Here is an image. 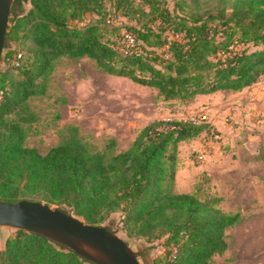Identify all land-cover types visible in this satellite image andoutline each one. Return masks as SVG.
<instances>
[{
    "label": "trees",
    "instance_id": "1",
    "mask_svg": "<svg viewBox=\"0 0 264 264\" xmlns=\"http://www.w3.org/2000/svg\"><path fill=\"white\" fill-rule=\"evenodd\" d=\"M173 3L172 10L163 0H14L0 62V200L55 205L116 234L106 223L121 212L128 236L163 239L158 264H216L214 257L228 248L226 231L241 222V213L225 211L219 196L174 191L180 142L209 124L155 120L118 153L115 139L97 150L76 125L66 126L45 154L27 144L36 121L28 101L46 94L62 57H89L104 72L181 104L200 94L240 91L264 76V0ZM112 12L150 16L140 26L116 25L109 22ZM123 29L136 34L143 53L120 50ZM169 32L181 38L168 41ZM0 264L94 263L16 229L0 249Z\"/></svg>",
    "mask_w": 264,
    "mask_h": 264
},
{
    "label": "rangeland",
    "instance_id": "2",
    "mask_svg": "<svg viewBox=\"0 0 264 264\" xmlns=\"http://www.w3.org/2000/svg\"><path fill=\"white\" fill-rule=\"evenodd\" d=\"M163 1L174 9L173 0ZM150 7L145 8L150 11ZM110 15L111 23L135 26L150 16ZM126 32L130 31L123 29L122 34ZM12 44L17 46L15 41ZM219 98L221 104L213 107L191 106L192 100L186 104L165 101L158 89L110 75L89 57H62L49 77L46 94L28 101L36 121L27 144L45 154L60 142L66 126L76 125L97 150H104L115 139L118 153L130 148L138 133L155 120L205 114L220 138L207 145L202 132L180 142L174 191L219 196L225 211L241 213V222L226 231L228 248L214 257L216 264H264V77L240 91L226 90ZM122 218L117 212L106 224L140 254L141 264H158L163 239L128 236ZM15 234L16 229L0 226V249Z\"/></svg>",
    "mask_w": 264,
    "mask_h": 264
},
{
    "label": "water",
    "instance_id": "3",
    "mask_svg": "<svg viewBox=\"0 0 264 264\" xmlns=\"http://www.w3.org/2000/svg\"><path fill=\"white\" fill-rule=\"evenodd\" d=\"M13 2L0 0V62ZM0 226L45 236L94 264H141L137 253L118 234L44 202L0 200Z\"/></svg>",
    "mask_w": 264,
    "mask_h": 264
},
{
    "label": "built area",
    "instance_id": "4",
    "mask_svg": "<svg viewBox=\"0 0 264 264\" xmlns=\"http://www.w3.org/2000/svg\"><path fill=\"white\" fill-rule=\"evenodd\" d=\"M154 28H156V27H154ZM180 38H181L180 34H175L174 32H169L167 40L170 41L173 39H180ZM119 43H120V50L122 52L129 53V54H137V55H140L141 53L144 52L143 49L139 48V47L143 48V43L141 41L137 40L136 34H134L133 32H126V34H123L119 38ZM168 55H169V53H167V56ZM263 77L264 76H262L261 78H263ZM2 98H3V93L1 92L0 93V102H1ZM190 120L194 124H202V123L207 124V116L205 114H200L198 116H192L190 118ZM205 137L207 138V145H210L212 142L218 141L220 138V135H219V132L210 125L209 129L205 132ZM199 157L202 158L201 155Z\"/></svg>",
    "mask_w": 264,
    "mask_h": 264
},
{
    "label": "crops",
    "instance_id": "5",
    "mask_svg": "<svg viewBox=\"0 0 264 264\" xmlns=\"http://www.w3.org/2000/svg\"><path fill=\"white\" fill-rule=\"evenodd\" d=\"M226 90H220L215 93L211 94H200L197 95L192 101H191V106H196V107H201L204 105H209V106H217L219 103V94L220 93H225ZM219 100V101H218Z\"/></svg>",
    "mask_w": 264,
    "mask_h": 264
}]
</instances>
